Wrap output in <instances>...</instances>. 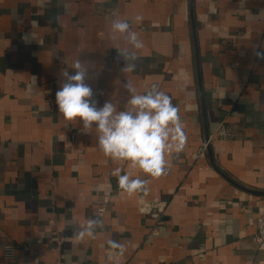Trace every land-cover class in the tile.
Listing matches in <instances>:
<instances>
[{"label":"crops","instance_id":"0c3cea01","mask_svg":"<svg viewBox=\"0 0 264 264\" xmlns=\"http://www.w3.org/2000/svg\"><path fill=\"white\" fill-rule=\"evenodd\" d=\"M117 17L143 41L134 62L125 35L111 38ZM262 47L264 0H0V264H264ZM77 59L100 106L123 109L125 81L172 97L187 142L166 154L164 175L112 161L94 129L64 120L56 92ZM117 166L147 194L123 193ZM99 194H112L103 218ZM141 199L163 203L161 217L141 214ZM89 219L95 238L76 240Z\"/></svg>","mask_w":264,"mask_h":264},{"label":"clouds","instance_id":"9594fccd","mask_svg":"<svg viewBox=\"0 0 264 264\" xmlns=\"http://www.w3.org/2000/svg\"><path fill=\"white\" fill-rule=\"evenodd\" d=\"M143 17L137 15L135 22ZM125 35L133 51H123L125 60L134 62L136 51L143 47V41L131 29L128 20L115 18L110 23V35ZM253 55L264 60V47L253 49ZM75 71L63 72L64 81L56 92L58 111L65 121L79 122L85 133L96 132L99 150L105 157L114 162H127L130 168H138L147 176L158 178L166 173V154L172 151L181 152L187 142V136L182 126L179 108L173 103L172 97L153 84L144 93H137L131 81H125L123 88L128 98L123 109H118L112 101H106L102 106L96 100L93 88L86 83L88 69L77 59L71 66ZM135 63H129L123 71H134ZM111 175L116 177L117 185L129 197L136 193L148 192V181L131 178L121 166L115 167ZM141 204L144 201L141 199ZM142 212L144 208L140 209ZM100 223L89 219L83 231L76 234V240H83L85 235L95 238L93 228ZM109 244L113 249H119L122 254L124 245L112 240Z\"/></svg>","mask_w":264,"mask_h":264},{"label":"built area","instance_id":"2783aa9c","mask_svg":"<svg viewBox=\"0 0 264 264\" xmlns=\"http://www.w3.org/2000/svg\"><path fill=\"white\" fill-rule=\"evenodd\" d=\"M223 132V126L220 127V130ZM112 200V194H99L95 199V208L94 212L97 216L103 218L107 212L108 206L110 205ZM144 204L139 203V211L143 215H154L159 219L161 217V213L164 211V204L163 203H155L149 202L145 199H142ZM144 208L145 210L142 212L140 209ZM256 239L264 243V206L260 216L257 218L256 221ZM63 244V239L58 238L55 245V250L60 251ZM112 250H115L112 248ZM17 247L15 245H7L4 248V256L8 260H14L16 257ZM35 263H38L39 260L35 258ZM53 264H67L62 257H59L55 260Z\"/></svg>","mask_w":264,"mask_h":264},{"label":"water","instance_id":"95a60500","mask_svg":"<svg viewBox=\"0 0 264 264\" xmlns=\"http://www.w3.org/2000/svg\"><path fill=\"white\" fill-rule=\"evenodd\" d=\"M206 138H207V140L209 139V133H208V130H206ZM210 147V146H209ZM209 147H208V149H209ZM210 150V149H209Z\"/></svg>","mask_w":264,"mask_h":264}]
</instances>
